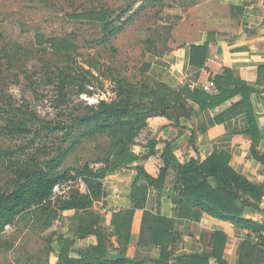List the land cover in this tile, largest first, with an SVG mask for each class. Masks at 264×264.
Listing matches in <instances>:
<instances>
[{
  "label": "trees",
  "instance_id": "trees-1",
  "mask_svg": "<svg viewBox=\"0 0 264 264\" xmlns=\"http://www.w3.org/2000/svg\"><path fill=\"white\" fill-rule=\"evenodd\" d=\"M134 6L128 5L115 18L113 12L90 9L73 15L72 19L101 25L103 35L100 42L106 43L134 20L138 12ZM214 34L209 33L210 37L205 44L190 45V67L199 71L201 78L213 82L218 93L211 94L189 81L174 87L160 79L156 87L152 88L147 85L139 87L125 77H116L114 100H102L97 105L86 104L82 112L71 115L66 123H43L42 128L50 134L63 132L59 138L60 144L57 145L55 152L48 150L46 145L37 147V153L42 152L47 158L43 159L36 154L24 160L12 161L13 187L0 191V233L7 224H13L26 211L36 214L37 222L49 229L56 221L62 219L64 211L89 210L95 201L103 198L104 182L108 176L133 168L137 176L132 186V207L113 214L111 220V225L117 227V232L125 231L126 240H131L136 209L144 208L150 188L160 193L166 188L170 171L174 169L175 184L171 186L168 196L177 206V218L144 213L140 240L137 244L141 245L145 233L143 231L148 229L150 236L145 244L152 249L159 248L160 251L154 264H169V241L178 221L200 220L203 215L226 221L236 228L248 231L237 264H264V219L246 217L247 209L258 210L264 203V179L261 182H253L236 172L231 166V155L227 151L213 152L204 161L191 159L190 162L181 164L177 162L173 153V143L166 141L164 150L158 156L159 141L152 135L149 124L150 118L163 117L171 124L180 126L183 116L189 119L193 113L198 112L195 106L199 111L214 109L240 95L241 100L218 115L216 122L245 114L247 119L245 133L252 140L253 156L264 165V154L261 155L257 151L262 134L251 101V95L257 92V89L236 80L228 69H224L221 74L217 73L219 67L216 60L213 59L214 62H211L214 53L212 43ZM38 41L39 45H47L56 55L71 57L77 52V46L66 37L51 36L45 41L39 39ZM150 43L152 41L148 40L147 44ZM153 52L151 53L154 56H162L157 49ZM150 71L153 72L151 63H146L143 72ZM259 71L260 78L264 81V66H261ZM34 118L36 121L39 120ZM200 130L205 132L206 128L201 125ZM0 132L14 137L31 134L32 130L26 120L10 118ZM192 133L194 135L195 131ZM39 135L36 130L31 145L36 143L35 138ZM101 136L108 138L109 147L104 157L93 162L101 164L99 168H91V163H86L80 169L61 170L70 154L85 141ZM133 145H139L147 152L144 154L135 152L131 150ZM18 150L25 152L21 148ZM14 156L15 152L12 149L5 150L0 153V160L6 158L12 160ZM145 162H154L155 174L147 169ZM79 177L84 179L86 191L73 189L64 197L50 199L58 183ZM148 220L152 221L151 224H145ZM90 226L97 237V244L80 249L79 256L74 257L70 254L74 241L60 236L62 248L55 264H143V259L140 260L137 256L129 258L122 249H118L114 254L109 250L110 245L104 227L93 223ZM251 236H256L257 241L251 239ZM211 242L212 248L209 251L179 256L178 263L211 264V260H215V264H230L225 260L227 234L217 231L213 234Z\"/></svg>",
  "mask_w": 264,
  "mask_h": 264
},
{
  "label": "rangeland",
  "instance_id": "rangeland-1",
  "mask_svg": "<svg viewBox=\"0 0 264 264\" xmlns=\"http://www.w3.org/2000/svg\"><path fill=\"white\" fill-rule=\"evenodd\" d=\"M234 2L237 0H0V129L8 119L15 118L26 120L32 130L31 134L14 137L0 132V153L10 149L15 152L12 160H0V191L13 187L12 161L36 154L47 158L46 154L37 153V147L43 145L55 152L63 132L50 134L42 128L43 123H66L71 115L82 112L86 104L114 100L116 77H125L139 87L155 88L160 77L151 71L143 72L145 64L155 57L154 49L164 57L176 48L197 42L203 33L219 31L223 22L240 9ZM130 4L138 11L134 20L106 43L100 42L101 25L72 19L90 9L113 12L115 18ZM51 36L69 38L77 52L71 57L56 55L47 45H39L38 39L45 41ZM148 40L152 43L147 44ZM198 112L189 119L183 116L182 122L189 131L198 127ZM36 130L40 135L31 145ZM151 132L158 136L152 128ZM108 147L105 136L87 140L70 154L61 170L80 169L93 163L105 156ZM131 150L141 153L143 148L133 145ZM147 163L154 170V162ZM37 217L26 211L10 229L2 231L0 264L58 261L62 248L60 221L46 229ZM104 229L109 250L122 249L127 253L132 241L126 240L125 231L117 232L111 224ZM89 235L96 236L91 228L80 234L84 238ZM251 239L257 241L256 236ZM73 241L72 256L83 249ZM225 260L228 261L226 256Z\"/></svg>",
  "mask_w": 264,
  "mask_h": 264
},
{
  "label": "crops",
  "instance_id": "crops-1",
  "mask_svg": "<svg viewBox=\"0 0 264 264\" xmlns=\"http://www.w3.org/2000/svg\"><path fill=\"white\" fill-rule=\"evenodd\" d=\"M233 4L240 9L235 10L231 17L223 22L224 27L219 31H210L215 33L212 42L214 53L211 62H214L213 59L216 60L217 64L216 62L215 64L219 67L218 74H221L224 69H228L236 80L257 89V92L251 95V101L262 134L257 151L263 155L264 81L260 78L259 69L264 66V0H237ZM210 32L201 34L199 40L192 44H205L210 37ZM192 44L176 48L164 57L155 56L151 61L152 71L162 81L174 87L189 81L194 86H200L211 94L218 93L216 86L206 89L205 86L210 81L201 78L199 71L190 67V45ZM239 100H241V96L236 95L214 109L203 111H199L195 106L196 111H199L195 125H198L196 131H189L185 122L176 126L163 117L150 118V127L158 134V136L155 135L159 141L157 155L160 156L164 150L166 141L173 143V153L177 162L181 164H186L191 159L204 161L213 152L227 151L231 155V166L236 172L248 177L253 182L263 181L264 165L253 156L252 140L245 133L247 127L245 114L216 122L218 115ZM201 125L206 128L205 132H201ZM192 131L196 133L193 135ZM145 152L147 151L143 148L141 153ZM146 167L151 173H156V168L151 170L149 164ZM136 176L137 172L133 168L124 169L108 176L104 182L103 198L95 201L91 209L62 212L58 235L75 240L76 244L83 248L96 244V236L89 235L84 238L80 234L85 229L91 228L92 223L100 226L103 222L104 227L109 226L113 214L132 207L131 193ZM173 184H175V170L171 169L166 188L161 193L150 188L144 208L136 209L132 224V242L126 253L127 257L137 256L140 260L143 259V264H154L160 251L159 248L152 249L145 244L150 236L148 229H144L143 242L137 246L140 240L142 221L146 212L172 219L177 218V206L168 196ZM246 217L256 220L264 219V203L258 210L247 211ZM151 222L148 220L145 224H151ZM217 231L227 234L225 256L230 264H237L242 245L248 237V231L208 215H203L200 220L183 219L178 221L169 241V264H179L177 259L182 255L209 251L212 248V236ZM78 252L75 251L73 256L78 257ZM113 253L116 254L117 251ZM215 263V260H211V264Z\"/></svg>",
  "mask_w": 264,
  "mask_h": 264
},
{
  "label": "built area",
  "instance_id": "built-area-1",
  "mask_svg": "<svg viewBox=\"0 0 264 264\" xmlns=\"http://www.w3.org/2000/svg\"><path fill=\"white\" fill-rule=\"evenodd\" d=\"M214 87H215V84L213 82H209L208 85L205 86L206 89L214 88ZM100 166H101V164H98V163H91L90 164V167L95 168V169L99 168ZM77 186H79L77 189L81 190L80 188H84V190L86 191L87 186H86V183L82 177L70 180L68 182L58 183L54 187V190H53V193H52V196L50 199L55 200L57 198L64 197L65 195H68L72 191V189H74ZM11 226H12V224H7L4 228V230L10 229ZM2 234L3 233L1 232L0 237Z\"/></svg>",
  "mask_w": 264,
  "mask_h": 264
}]
</instances>
